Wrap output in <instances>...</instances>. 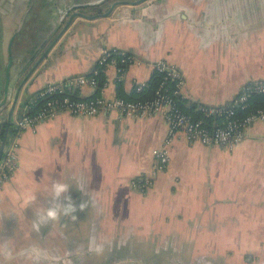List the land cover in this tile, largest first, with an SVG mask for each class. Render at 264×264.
<instances>
[{"label": "crops", "instance_id": "0c3cea01", "mask_svg": "<svg viewBox=\"0 0 264 264\" xmlns=\"http://www.w3.org/2000/svg\"><path fill=\"white\" fill-rule=\"evenodd\" d=\"M97 1L0 0V99L10 54L13 98L66 12L95 15L114 0L78 6ZM104 48L139 61L120 80L115 65L103 68L99 94L107 98L118 96V84L129 98L150 78L152 63L164 59L183 74L184 110L226 104L245 83L264 78V0H146L77 17L23 84L14 118L47 83L89 75ZM96 91L85 84L76 95ZM167 126L160 114L62 111L23 130L17 166L0 187V264H264V120L249 124L231 150L178 131L167 166L140 192L130 180L152 174L151 150L163 145ZM54 179L87 207L75 220L61 215L35 231ZM93 240L102 253L89 251ZM33 247L43 253L38 261L22 254Z\"/></svg>", "mask_w": 264, "mask_h": 264}, {"label": "built area", "instance_id": "2783aa9c", "mask_svg": "<svg viewBox=\"0 0 264 264\" xmlns=\"http://www.w3.org/2000/svg\"><path fill=\"white\" fill-rule=\"evenodd\" d=\"M136 62L139 61L125 50L104 48L89 75L79 74L49 82L39 90L36 98H41L43 103L31 112L37 100L36 98L29 100L24 111L14 118V130L9 136L7 149L0 162V187L9 179L17 166L20 133L26 129H33L40 120L54 117L62 111L85 117L94 116L102 111H116L119 115L128 117L160 114L166 119L168 128L164 143L151 150L154 159L152 174L137 175L130 180L132 187L140 192H145L153 182L152 176L167 166L170 160L168 145L178 131L183 132L188 141L231 150L243 140L245 129L249 124L264 120V105L250 106L252 96L264 95V78L245 83L229 103L201 107L205 117H222L220 123L209 124L202 117L191 118L176 98L181 96L183 74L176 65L164 59H158L152 63L153 70L159 72L162 78L151 96L129 99L121 96L107 98L102 94L86 98L76 95L77 89L82 85L97 86V75L106 65H115L117 78L120 80L125 67ZM145 82L135 84L137 92L142 90ZM239 111L241 114L238 113ZM4 121H6V111L2 109L0 110V135L5 132V128L2 127Z\"/></svg>", "mask_w": 264, "mask_h": 264}, {"label": "water", "instance_id": "95a60500", "mask_svg": "<svg viewBox=\"0 0 264 264\" xmlns=\"http://www.w3.org/2000/svg\"><path fill=\"white\" fill-rule=\"evenodd\" d=\"M146 0H114L110 3L108 9L105 11L99 12L95 15H87L86 13L80 11V10H73L71 12H66V20L61 25L59 30L56 32L52 40L48 43L42 54L36 59V61L33 63V65L28 69V71L25 73L23 77L19 80L13 98H12V88L13 84L10 83V71L9 67L11 65L12 57L11 54L9 56V61L6 69V78L4 83V90L2 98L0 99V110L7 109L6 113V127L4 134L0 135V162L1 158L3 156L4 151L7 149V143L9 141V136L13 132L14 129V123L13 118L17 109V101L19 98V94L21 91V88L23 84L27 81V78L31 76V74L34 72V70L38 67L40 62L43 60V58L47 55V52L51 49V47L62 37V35L69 29V26L72 24L73 20L77 17H84V18H90V17H100V16H107L111 13L113 8L116 5L119 4H127L131 6H137L144 2ZM64 16V15H63ZM22 72V71H21ZM20 72V73H21ZM21 110V109H19ZM12 125V126H11Z\"/></svg>", "mask_w": 264, "mask_h": 264}, {"label": "clouds", "instance_id": "9594fccd", "mask_svg": "<svg viewBox=\"0 0 264 264\" xmlns=\"http://www.w3.org/2000/svg\"><path fill=\"white\" fill-rule=\"evenodd\" d=\"M77 188L81 191L82 194L87 192L86 185L84 183H79ZM50 204L46 209V212L40 217L37 222H34L33 228L35 231H39L43 223L49 221H54L58 219L61 215L64 217H70L75 220L77 211H83L87 207V202L77 203L73 200L70 194V187L67 183L60 182L58 179L52 181V190L50 196ZM104 250L103 244H98L93 240L90 243L89 251H94L97 254L102 253ZM23 255L32 258L34 261H38L43 253L33 247L25 250Z\"/></svg>", "mask_w": 264, "mask_h": 264}, {"label": "trees", "instance_id": "16d2710c", "mask_svg": "<svg viewBox=\"0 0 264 264\" xmlns=\"http://www.w3.org/2000/svg\"><path fill=\"white\" fill-rule=\"evenodd\" d=\"M107 1L108 0H100L97 2L81 4L78 6H97V7H99V6L103 5L104 3H106ZM161 78H162V75L159 72H157L156 70H153L150 78L145 82V85L143 86L141 91L137 92L136 91V85H134L133 90H132L133 93H132V95L129 96V99H135L136 97L151 96L153 94L154 89L156 88L159 81L161 80ZM97 80H98L97 81V91L95 92V94H99V91L104 84V73H103V71L99 72V74L97 75ZM119 91H120V86L118 84L117 93H118V96H122ZM37 93H35L32 97L30 96L29 100L36 98ZM176 98H177V102L182 107L183 106L182 101H181L182 97L178 96ZM36 100L37 101L35 102V105L30 110L31 112L35 111L43 103V100L39 97H37ZM250 102H251V105H250L251 107L262 106V105H264V95L261 94V95L252 96L250 99ZM185 110L187 111V114L189 113L188 115L191 118L196 119V118L202 117L209 124L220 123L222 121V117H218V116L217 117H205L203 112L200 110V108H197V106L194 103H192ZM238 113L241 114L240 111ZM5 126H6V121H4L2 124L3 129L5 128Z\"/></svg>", "mask_w": 264, "mask_h": 264}, {"label": "rangeland", "instance_id": "374dc122", "mask_svg": "<svg viewBox=\"0 0 264 264\" xmlns=\"http://www.w3.org/2000/svg\"><path fill=\"white\" fill-rule=\"evenodd\" d=\"M93 7H95V6H93Z\"/></svg>", "mask_w": 264, "mask_h": 264}]
</instances>
